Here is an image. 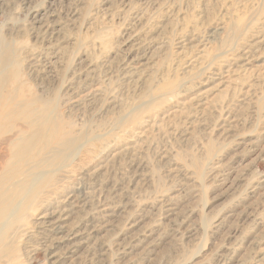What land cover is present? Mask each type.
<instances>
[{"label": "rangeland", "instance_id": "374dc122", "mask_svg": "<svg viewBox=\"0 0 264 264\" xmlns=\"http://www.w3.org/2000/svg\"><path fill=\"white\" fill-rule=\"evenodd\" d=\"M39 4L47 6L45 0H0V54L16 59L20 78L12 85L8 70L3 85L21 87L26 99L53 108L52 115L81 137L82 159L70 181L79 180L76 173L91 160L104 162L106 170L77 181L71 198L77 214L70 221L90 218L81 228L87 248L73 251L63 242L67 233L47 223L30 226L36 213L26 210L27 221L14 224L19 227L10 241L12 257L0 264H218L227 257L250 262L257 244L264 245V0H60L54 10L67 29L51 46L34 39L28 15ZM74 9L76 18L70 19ZM240 18L247 22L231 47L226 31L213 29ZM190 34L196 41L179 46ZM134 35L145 42L140 50L132 49ZM202 48L210 53L208 70L197 65L184 74ZM227 64L234 79L214 94L208 109L192 111L190 97L215 90L211 76ZM178 85L183 91L175 98ZM95 87L99 92L88 96ZM169 98L186 101L185 108L173 121L159 122ZM150 118L157 127L142 148L112 159L128 132ZM61 178L56 188L70 182Z\"/></svg>", "mask_w": 264, "mask_h": 264}, {"label": "bare ground", "instance_id": "6f19581e", "mask_svg": "<svg viewBox=\"0 0 264 264\" xmlns=\"http://www.w3.org/2000/svg\"><path fill=\"white\" fill-rule=\"evenodd\" d=\"M56 1L60 2V0H45L46 5H47L46 7L42 8L43 4H41V5L39 4L38 7H33L29 12L28 16H30V18H31L30 20H32L31 22H33L32 23L33 24L32 30H33V34H34V39L41 46L50 45L52 39H54V40H52V43L54 41V43L56 44V42L58 41V38H59V34L63 30L62 27H63L64 23L63 22H62V24L59 23V21H58L59 17L56 14V11L54 10V8L56 6ZM121 1H124V0H121ZM119 9H121V8H119ZM71 14H72V16L70 17V19H73V17H75V15H76L75 9L71 11ZM70 22H71V20H70ZM233 22H234V20H233ZM246 22L244 19L240 18L234 22L235 24L233 23L234 26H231L232 24L228 23V25H227L225 23L226 25H224V24L223 25H217L213 30H214V32L216 31L215 33H221V34H222L223 30H225L226 34H228V35H227V37L224 35L226 37V38H224L225 39L224 41L227 40V42H228L230 39L229 42L231 45V43L235 40V36H237V34L235 35V33H238V31L241 30L238 27H240L241 25H244ZM75 23H73V24H75ZM251 24H252V22H251ZM255 27L253 25L254 29H256ZM65 29H67V28H65ZM249 31L253 32V30H249ZM242 33H241V35H242ZM190 35L191 36L184 38L185 41H180L179 46H184V43L192 44L193 42H195L196 41V35H194V34H190ZM250 35H251V33H250ZM63 36H65V35H63ZM67 37H69V36H67ZM221 38H222V36H221ZM133 40H134L135 44L132 45V49L136 47V50H140L139 48H142L144 46L143 44L145 42L138 39L135 35L129 39V41H131V42ZM227 42H226V44L229 43V42L228 43ZM254 42L256 43L257 40H254ZM239 44H241V42ZM223 45H224V43H223ZM14 46H15V44H14ZM231 47H233V46L231 45ZM15 48H14V50H15ZM234 49H235V47H234ZM229 50H228V52H229ZM249 50L247 52H245V50L242 52V56L244 58L242 60L243 62L247 61V54H248ZM5 52H7V51H5ZM198 54H199V56L198 55L196 56L197 59H192L191 61H189L187 63V65L185 67V73L184 74L190 75V72H192L193 69L197 65H204V61H205V59H207L206 57H209L210 53L207 54L206 50L204 48H202ZM57 55H55L53 57L57 58ZM6 56L4 58V56L0 54V260L10 256V254H9V256H7L9 253V250H10V241L15 236V233L17 232L18 227L21 225L20 222L21 223L24 222L25 219H24L23 215L25 213L23 214V211H26V210H30V212L33 211L34 213H36L35 217L33 218L32 223L30 224V226H34V227L38 226L39 227L40 225L43 226V224L47 223V224H49V227L52 226V227H54L55 230L57 229L58 231H60V230L65 231L67 233V235L63 239V242L65 243V245L71 244L69 248L72 249L73 251L78 252L79 249H81V247L85 248L89 243L88 239L83 237L84 234L83 235L81 234V228L85 224H88V220L90 218L88 216H86L82 220L77 219V221H73V222L70 221L72 216L77 214V212L75 211V208L72 206V203H71L72 195L75 193L74 186H77V181H80L85 175H88L89 177H92V178L100 177V175H102V172H104L106 170L104 167L105 164H104V162H96V161L92 162V160H91L90 163L86 164V167H84V164L82 165L83 168L77 167V168H81V170H80L81 172H79V170H78V173H76L78 175L77 179H79V180L75 181L76 179H74V180L70 181L71 176H72V175L70 176V174L73 173V171H72L73 168L80 165L79 163L81 162V159H82L81 154L83 153L82 152L83 149H81V148L84 144L81 141V137L79 135H76L72 131V129H71L72 126L70 127V124L64 123L59 118L52 115V109L53 108L50 110L49 108L46 107V105L39 107L36 105V101H32L29 98L26 99V97L22 93V91L24 89L23 90L19 89L21 87L16 88V86L13 87V86L9 85L6 88V86L3 85V80H2L3 78L1 79V77L8 70L12 72V75L9 74V75H11L10 80H11L12 85H14L19 78V76L17 77L18 74L16 71V66H17V63L15 61L16 59H11L9 56H7V57ZM238 56H239V54H238ZM213 57H215V56H213ZM31 58H32V56H31ZM31 58H29L28 60H30ZM210 59H211V56H210L209 60ZM225 60H226V57H225ZM138 61L140 63L141 60H138ZM138 61L132 62L131 65L129 66V69H127L128 70L127 74H129V76L133 75V73L136 69V66L139 64ZM207 62H209V61H207ZM89 64H91V63H89ZM224 64H225V62H224ZM230 65H232V64H230ZM262 65H264V64H262ZM48 66H46V67H48ZM139 66H140V64H139ZM204 66H203V68H204ZM126 67H128V66H126ZM230 67L227 64L226 66H223L219 70L218 75H212L211 76V77H215V79L212 78L214 81V86H215L214 89L215 90L209 89L208 91H200L199 93H196V94L193 93L195 96L190 97L191 98L190 99L191 104L189 103L190 104L189 107L194 108V109H191L192 111L193 110L194 111H203L205 109H208L210 104H213V103H211V98L214 96V94L218 93L217 95L219 96V93H221L222 90H225V88H227V86L231 82V78L234 77L231 74H233V72L235 71L233 69L234 71L232 70L233 72H231L229 70ZM205 69L208 70L207 67ZM239 70H240V68H239ZM39 71H40V69H39ZM37 72L38 71H36V73ZM74 73L75 72H73L72 75ZM6 74H8V73H6ZM181 74H183V73H181ZM193 74H194V72H193ZM212 74H214V73H212ZM175 76H176V74H175ZM192 76H189V77H192ZM198 78H199V76H198ZM210 79L211 78H207L206 81H209ZM191 80H193V79L191 78ZM165 81H166V79H165ZM191 82H189V83H191ZM215 82L217 83L216 85H215ZM22 84H24V83H22ZM180 84H182L181 81H180ZM203 84H205V82ZM184 85H186V84H184ZM187 85L189 86V84H187ZM19 86H21V85H19ZM191 86H192V84H191ZM181 87H182V85H178L177 87H175V88H178L180 90V92L177 91L178 93L174 94L173 97L177 98L180 94H182L181 92L183 91V88H181ZM185 87H187V86H185ZM210 87H213V86H210ZM170 88H168V89H170ZM206 90H207V88H206ZM185 91L187 92V90H185ZM98 92L99 91L95 87L88 93V96L96 95ZM24 93H25V91H24ZM169 93H171V92H169ZM147 94H146V96L149 97V94L148 95ZM151 94H154V93H151ZM166 94H168V93H166ZM162 96H165V95H162ZM101 98H103V97H101ZM213 99H215V97ZM213 101H215V100H213ZM46 102H48V101H46ZM73 102L76 103V102H78V100L73 101ZM140 102H142V101H140ZM145 102H147V101H145ZM150 102H151V100H150ZM185 102L186 101H184V102L181 101V99L180 100L176 99L174 101L171 100L167 106V110H168V112L166 113L167 115L166 116L162 115L161 118L158 117L159 122L164 121L163 119L165 117H167V119H172L173 117H176L178 114H182V111L185 108V104H186ZM47 104H50V102ZM146 104H148V103H146ZM218 104H219V102H218ZM140 105H142V104H140ZM143 105H145V104H143ZM134 106H133V109H134ZM147 109H149V108H147ZM151 109H153V108H151ZM130 110H131V108H130ZM157 110H159V109H157ZM160 110H162V109H160ZM189 110H188V112H189ZM184 112H186V111H184ZM134 114H132V115H134ZM134 116H137V114H135ZM141 116H142V114H141ZM153 117H155V116H153ZM136 118L134 117L135 120H137ZM173 119H172V121H173ZM186 119H188V118H186ZM137 123H140V122H137ZM164 123H167V122H164ZM135 125H136V123H135ZM135 125H133V126H135ZM131 127H132V125L130 126V128ZM156 127H157V122H156L155 118H153V119L150 118L149 120H146L142 124L140 123V126L138 125L137 129L129 131L130 129L127 128L128 131L130 132V133L128 132L129 135H127L124 139L121 140L122 143L119 145V147L117 149H115V151H117V152L114 153L113 156L111 155L112 156L111 158L117 159L115 157L134 155L135 152L138 150V147H140L147 140V138L149 139V137H148L149 134ZM74 129H76V128H74ZM164 129H165V127H164ZM80 130H81V128H80ZM77 133H79V132H77ZM124 133L126 134V132H124ZM90 135H92V134H90ZM85 139H87L86 136H85ZM92 140H93V138H92ZM88 141L90 142L89 138L87 140H85L84 142H88ZM115 141H116V139H115ZM141 148H142V146H141ZM86 150L87 149H85L84 151H86ZM89 152H90V149H89ZM84 154H85V152H84ZM87 154L89 155V153H87ZM87 159H88V157H87ZM90 159H91V157H90ZM103 159H107V158H103ZM83 162H85V161H82V163ZM216 165L217 164H215V166ZM215 166H214L213 172L215 171ZM64 176H67V178H69V176H70V178H69L70 182L65 183V185L63 184L59 188L58 187L56 188L58 182L63 180V178H61V177H64ZM56 181H57V183H56ZM64 181H66V180H63V182ZM53 182H55L56 185ZM44 192L46 193L44 195H47V198L39 199V197ZM79 204H80V201H79ZM27 213H28V211H27ZM31 213H29V215ZM104 213L107 214L108 211L106 210V212H104ZM29 219H30V217H29ZM25 221H27V219ZM15 223L16 224L19 223V226H17V228L16 227L14 228ZM21 227L19 229L23 228V227L22 228ZM25 230H24V232H25ZM259 241H261V240H259ZM13 246L14 245H12V248H13ZM257 246L258 247H257V251L255 253L254 258L251 259V261L248 262L247 264H263V262H264V245L262 246L260 244H257ZM67 251H65V252H67ZM10 252H11V250H10ZM13 252H14V250H13ZM236 253L237 252L235 250L233 252V254H236ZM11 257H12V255H11ZM11 257H9V259ZM3 261H5V259ZM234 263L235 264H246L245 262L241 263V262H237V260L234 261V258H232V257H229V259H228V257L224 258V259L222 258L221 262L218 264H234Z\"/></svg>", "mask_w": 264, "mask_h": 264}]
</instances>
